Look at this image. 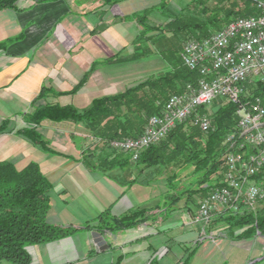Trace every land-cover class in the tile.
<instances>
[{"label": "crops", "instance_id": "crops-1", "mask_svg": "<svg viewBox=\"0 0 264 264\" xmlns=\"http://www.w3.org/2000/svg\"><path fill=\"white\" fill-rule=\"evenodd\" d=\"M146 2L18 0L17 9L0 10V42L21 36L0 49V125L6 124L0 131V160L18 169L36 162L52 184L47 221L78 228L66 237L28 246V264H111L118 256L120 264H159L171 251L180 260L197 241L199 227L191 219L201 198L192 208L191 199L182 197L169 211L164 198L168 175L127 160V154L108 152L111 149L94 138L84 122L42 121L38 131L53 151L32 145L16 133L25 125L22 114L31 110L42 87L61 94L49 92L37 103L82 109L94 98L140 82L125 83L128 65L134 60L121 58L133 53L142 28L136 19L125 17L144 15L148 25L154 24L147 16L154 6ZM156 2L168 18L184 8L170 11L162 0ZM86 74L85 82L71 93ZM108 207L115 216L131 208H147L150 217L123 231L100 232L108 247L96 251L93 230L82 226L87 221L94 224ZM220 238L241 240L228 235ZM0 264L15 263L3 260Z\"/></svg>", "mask_w": 264, "mask_h": 264}, {"label": "trees", "instance_id": "trees-1", "mask_svg": "<svg viewBox=\"0 0 264 264\" xmlns=\"http://www.w3.org/2000/svg\"><path fill=\"white\" fill-rule=\"evenodd\" d=\"M105 1L115 3L119 0ZM17 2L18 0H0V10L17 9ZM192 5L194 6L191 14L185 13L182 8L180 12L169 16L166 25L174 32H190L183 42L201 39L221 29L236 17L256 12L255 0H191L186 8ZM192 11L199 12L200 16ZM125 19H136L142 28L134 41L133 53L121 58V61L146 57L147 48L144 43L151 38L148 34L162 33L161 24L148 25L144 15H131ZM206 25L215 27L206 29ZM20 37L19 35L0 42V49ZM86 77L87 74L70 92H75L85 82ZM198 77L197 71L189 70L182 64L170 65L159 74L148 77L122 92L94 98L82 109L71 104L37 103L49 92L54 95L61 94L42 87L38 97L32 101L31 110L22 114L25 125L17 129L16 133L45 151L53 150L38 131L44 120L84 122L91 135L105 144L113 139L136 136L143 130L147 118L160 112L162 104L170 94L181 91L187 82H195ZM249 89L253 95L264 98V83L257 82L249 86ZM249 99L250 97L246 100ZM246 100L242 98V102ZM236 107L230 102L215 103L211 112L212 127L207 132H202L187 120L178 124L159 143L141 153L136 162L146 167L158 166L161 162L173 163L177 158L180 160L179 169L187 166L192 168L193 178L185 184L180 185L176 172L168 176L169 190L164 198L169 211L174 209L182 197L188 201L193 195L200 194L203 198L211 189L223 183L224 154L227 150L225 139L236 131ZM5 125H0V131L5 129ZM212 176L216 179L214 184L210 182ZM251 178L264 188V168ZM51 189L52 184L36 162H29L18 169L12 162L0 160V261L28 264V246L66 237L78 229L52 225L47 221ZM148 211L147 208H131L115 216L108 207L98 214L94 224L87 221L82 228L102 233L123 231L147 220L150 217ZM213 221L227 223L230 238L248 239L256 234L264 237V200L244 214H221L211 222ZM199 244L200 241L188 248L187 253L176 264H188ZM120 262L121 258L118 256L111 264Z\"/></svg>", "mask_w": 264, "mask_h": 264}, {"label": "built area", "instance_id": "built-area-1", "mask_svg": "<svg viewBox=\"0 0 264 264\" xmlns=\"http://www.w3.org/2000/svg\"><path fill=\"white\" fill-rule=\"evenodd\" d=\"M255 11L201 39L187 40L180 58L183 66L197 71L196 81L170 94L160 112L147 118L140 134L105 144L136 162L143 151L187 120L207 132L212 127L208 109L215 99L221 97L237 106L236 131L225 139L223 183L200 199L191 219L199 227L200 242L214 240L208 227L219 215H241L264 200V188L251 178L264 168V98L249 89L264 83V0H255Z\"/></svg>", "mask_w": 264, "mask_h": 264}, {"label": "rangeland", "instance_id": "rangeland-1", "mask_svg": "<svg viewBox=\"0 0 264 264\" xmlns=\"http://www.w3.org/2000/svg\"><path fill=\"white\" fill-rule=\"evenodd\" d=\"M148 1L149 2H146L147 5L154 6V8L150 10L149 14L147 15L148 21L154 24L159 22L158 24H161V29H163V31L160 34H157V32L148 34L151 35V38L146 41V43H144L147 48L145 52L147 56L138 60H134L132 64L128 65L127 73L129 76L127 75V80H125V83L127 84L136 83L148 77H153L170 65L177 66L182 64L180 51L183 44L185 43L183 42L184 39L190 34L188 31L174 32L173 30H170V28L166 26L168 23V12H166V10L163 11L164 8L161 9V7L156 2L157 0ZM187 1L190 2L191 0H162V3L165 8H168L169 10L171 7H174L173 10L184 7V12H190L191 14V9L194 5L186 8L185 3ZM136 6L137 9L139 5ZM193 13L197 16H200L199 12L194 11ZM204 27L207 29L208 27L213 28L215 26L206 25ZM220 101H223V98L219 97L215 99L208 111L212 112V107L214 104H218ZM108 149H111V151L109 150L108 152H118L112 148ZM126 156L127 160L131 161V159H129L130 157L128 155ZM179 163L180 160L176 158L173 163L161 162L160 165L152 166V168L159 169V172H161L164 176H171L174 172H176L177 180H180V185H182L193 178L191 176L192 168L187 166L179 169ZM129 164L132 165V162ZM210 182L212 184L216 182L214 176H212ZM200 198V194L193 195L188 205L192 208L197 207V201H199ZM208 230L213 234L214 240L206 238L201 241L195 253L189 259L188 264H264V241L262 236L256 235L251 239H241L235 241L224 240L220 237H226L228 235L229 227L227 223L222 221L211 222ZM199 239L200 234H198L196 242H199ZM196 242H194L192 246H194ZM187 249H185V253H187ZM179 258L180 256H178L176 252L171 251L168 255L163 257L159 264H176Z\"/></svg>", "mask_w": 264, "mask_h": 264}, {"label": "water", "instance_id": "water-1", "mask_svg": "<svg viewBox=\"0 0 264 264\" xmlns=\"http://www.w3.org/2000/svg\"><path fill=\"white\" fill-rule=\"evenodd\" d=\"M91 236H92V242L95 245L96 251L102 250V249L108 247L102 233L93 230V231H91Z\"/></svg>", "mask_w": 264, "mask_h": 264}]
</instances>
